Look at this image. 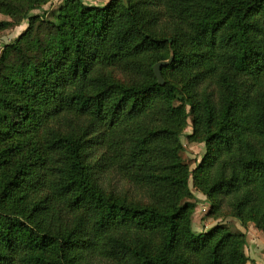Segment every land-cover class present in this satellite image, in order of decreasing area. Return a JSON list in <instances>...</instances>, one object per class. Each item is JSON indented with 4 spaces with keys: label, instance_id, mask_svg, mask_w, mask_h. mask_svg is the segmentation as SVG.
Here are the masks:
<instances>
[{
    "label": "trees",
    "instance_id": "obj_1",
    "mask_svg": "<svg viewBox=\"0 0 264 264\" xmlns=\"http://www.w3.org/2000/svg\"><path fill=\"white\" fill-rule=\"evenodd\" d=\"M47 2L0 0V264H247L191 188L264 234V0Z\"/></svg>",
    "mask_w": 264,
    "mask_h": 264
},
{
    "label": "rangeland",
    "instance_id": "obj_2",
    "mask_svg": "<svg viewBox=\"0 0 264 264\" xmlns=\"http://www.w3.org/2000/svg\"><path fill=\"white\" fill-rule=\"evenodd\" d=\"M64 0H48V2L42 6L41 9L34 10L30 15L41 16L44 19L53 20L54 13L58 10ZM85 4L94 6H103L108 0H82ZM10 21V18L0 13V23ZM27 27L26 22H22L20 25L10 27L4 30H0V54L3 47L12 43ZM191 132L190 121H188V127L184 129V134L181 136V143L184 147L182 152V159L187 163L191 169L195 167L205 151L203 144L188 142L185 139V134ZM191 192L195 198V210L193 214L192 231L196 234L205 232L212 228L217 223L225 224L229 230L235 232L236 229L242 231L246 235L247 245L245 253L249 258L247 264H264V234L256 228L253 223H248L246 229H242L239 224L231 218L225 220L203 218L204 214L209 208L208 201L204 195L195 189L191 188Z\"/></svg>",
    "mask_w": 264,
    "mask_h": 264
},
{
    "label": "water",
    "instance_id": "obj_3",
    "mask_svg": "<svg viewBox=\"0 0 264 264\" xmlns=\"http://www.w3.org/2000/svg\"><path fill=\"white\" fill-rule=\"evenodd\" d=\"M170 62H171V59H169L167 61H160L153 66V74H154L159 86L164 85V80L161 76V69L163 67H166Z\"/></svg>",
    "mask_w": 264,
    "mask_h": 264
},
{
    "label": "crops",
    "instance_id": "obj_4",
    "mask_svg": "<svg viewBox=\"0 0 264 264\" xmlns=\"http://www.w3.org/2000/svg\"><path fill=\"white\" fill-rule=\"evenodd\" d=\"M106 3V2H105Z\"/></svg>",
    "mask_w": 264,
    "mask_h": 264
}]
</instances>
